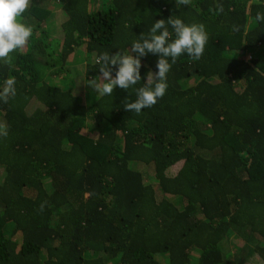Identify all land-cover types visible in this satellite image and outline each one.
I'll list each match as a JSON object with an SVG mask.
<instances>
[{
	"label": "trees",
	"instance_id": "16d2710c",
	"mask_svg": "<svg viewBox=\"0 0 264 264\" xmlns=\"http://www.w3.org/2000/svg\"><path fill=\"white\" fill-rule=\"evenodd\" d=\"M56 11L66 19L53 39ZM257 12L264 0H31L32 37L11 67L0 61V89L16 80L0 101V264H264ZM172 16L209 39L199 60L172 64L154 106L125 108L158 71L151 53L130 89L88 85L102 53H129Z\"/></svg>",
	"mask_w": 264,
	"mask_h": 264
},
{
	"label": "clouds",
	"instance_id": "9594fccd",
	"mask_svg": "<svg viewBox=\"0 0 264 264\" xmlns=\"http://www.w3.org/2000/svg\"><path fill=\"white\" fill-rule=\"evenodd\" d=\"M31 0H0V61L9 67L13 64L12 53L22 50L33 35L31 26L22 21ZM190 0H176V4L188 5ZM217 13H223V4L216 6ZM62 12V11H61ZM55 14V13H54ZM55 16V15H54ZM256 19L264 21V12H257ZM171 26L175 38L169 31ZM234 30H237L234 26ZM208 33L203 24H186L180 18L159 19L149 30L147 36L141 35L133 41L127 54L116 52L102 53L96 63L100 65L98 78L89 80V86L101 96H112L119 87L130 89L141 81V57L149 53L157 55V72H148L144 86L137 89L135 102L127 103V111L139 114L142 109L154 106L163 98L167 90V74L178 57L185 53L193 60H199L208 43ZM169 58L171 63L169 62ZM115 74L113 75V71ZM16 95V80L10 77L0 89V101L8 102ZM7 126L0 124V136H7Z\"/></svg>",
	"mask_w": 264,
	"mask_h": 264
},
{
	"label": "rangeland",
	"instance_id": "374dc122",
	"mask_svg": "<svg viewBox=\"0 0 264 264\" xmlns=\"http://www.w3.org/2000/svg\"><path fill=\"white\" fill-rule=\"evenodd\" d=\"M66 19V16L65 14H63V12L61 11H56L55 12V18L52 19L53 23H52V28H51V37L53 39L55 38H60L62 36V29H61V26H62V23L65 21ZM83 51V50H82ZM84 52V51H83ZM79 60L82 62L83 60H85V56H84V53H81L80 55H78ZM85 62V61H84ZM83 63H79L78 65H81V64H84ZM36 105L35 102H33L31 104V109L30 111H33L34 109V106ZM154 176V175H153Z\"/></svg>",
	"mask_w": 264,
	"mask_h": 264
}]
</instances>
